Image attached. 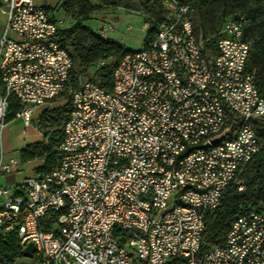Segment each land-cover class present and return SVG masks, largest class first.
<instances>
[{
	"label": "built area",
	"instance_id": "1",
	"mask_svg": "<svg viewBox=\"0 0 264 264\" xmlns=\"http://www.w3.org/2000/svg\"><path fill=\"white\" fill-rule=\"evenodd\" d=\"M0 5V143L11 98L26 127L36 109L71 98L53 171L0 189V230L16 233L22 254L33 244L36 264H264V208L240 213L223 245L202 247L206 218L232 184L243 190L237 175L260 150L264 97L247 69L245 16L225 19L213 52L195 32L193 0H163L154 39L124 55L107 91L70 86L48 7ZM99 31L113 42L110 25Z\"/></svg>",
	"mask_w": 264,
	"mask_h": 264
},
{
	"label": "trees",
	"instance_id": "2",
	"mask_svg": "<svg viewBox=\"0 0 264 264\" xmlns=\"http://www.w3.org/2000/svg\"><path fill=\"white\" fill-rule=\"evenodd\" d=\"M220 1L224 4L223 16L225 18L223 22L236 13L245 16L248 20V26L244 34V39L251 45L247 69L250 72H255L256 85L260 95L264 97V31L258 34V36L250 38L251 34L256 29L255 21L264 13V0ZM209 2L210 0H193V8L194 12L196 9L199 11L206 28L211 29L206 18L207 12L209 11ZM236 8L240 9L235 10ZM152 9L156 18H149V20L152 21V26L145 37V47L154 39L157 32L163 13V0H152ZM86 22L87 19H82L69 29H60L57 34L59 43L68 52L73 63L69 78L71 87L77 86L79 73L82 70L88 69L98 61H104L110 58H116L118 63L124 55L129 53L115 41L108 42L100 38L99 35L92 33L88 27L85 26ZM203 41L205 49H210L215 52L214 40L205 38ZM76 63L78 64L77 70L74 69ZM98 78L100 80V83H98L99 86L110 91L113 81V68L102 69L98 74ZM69 107L70 103L66 106L67 110L63 116V123L67 118ZM20 110L21 105L19 101L15 98H11L6 122L16 117V114L19 113ZM54 112L60 115L61 110L56 109ZM255 128L260 142V150L252 160L242 168L246 173L250 170L252 172L251 177L245 187L243 186L242 191L238 190L237 185L232 184L223 195L217 209L208 215L205 222L206 230L203 235V249L223 245L226 234L235 218L240 213L247 210H260L264 208V130H261L258 124H256ZM55 135L58 137L57 141H50L48 145L42 143L30 144L18 153L22 163L36 159L43 161L42 166L35 170V174L38 177H43L53 171L61 155L59 146L62 140V128L61 131ZM46 230H48V227H45V231ZM17 258L24 257L16 233L0 230V264H14ZM33 260V264H36L35 258Z\"/></svg>",
	"mask_w": 264,
	"mask_h": 264
},
{
	"label": "rangeland",
	"instance_id": "3",
	"mask_svg": "<svg viewBox=\"0 0 264 264\" xmlns=\"http://www.w3.org/2000/svg\"><path fill=\"white\" fill-rule=\"evenodd\" d=\"M39 4L48 7L50 13L60 21V28L62 30L71 28L76 22L87 19L85 24L88 29L100 35V28L110 25L114 31L109 34V37L120 45L125 51L136 52L145 47V37L148 31L143 29L145 22L152 21L149 18H156L152 9V0H36ZM50 2V5H49ZM59 5V6H58ZM1 8V5H0ZM209 11L207 12V20L211 29L206 28L199 11L196 9L193 14V24L196 34L202 40L211 39L215 31L223 23L224 4L220 0H210L208 4ZM240 8H236L238 10ZM0 13V36L3 32V16ZM255 31L251 34L250 38L258 36L264 31V13L255 21ZM117 64L116 58L98 61L86 70L79 73L78 84L73 89L78 88L80 85L94 81L100 83L98 74L102 69H112ZM78 64L74 65L77 70ZM70 94L65 93L55 100H53L46 109L33 118L31 125H33L42 135V143L48 145L50 141H57L56 133L61 131L64 115L66 113V106L70 103ZM48 107V108H47ZM61 110L60 115L55 113V110ZM258 126L264 130V120L259 121ZM241 170L237 175L236 180L244 187L247 184L252 172L248 173ZM12 179L15 182H22L23 172H13L7 174H0V176ZM38 177L33 170L31 178ZM33 258H17L14 264H33Z\"/></svg>",
	"mask_w": 264,
	"mask_h": 264
},
{
	"label": "crops",
	"instance_id": "4",
	"mask_svg": "<svg viewBox=\"0 0 264 264\" xmlns=\"http://www.w3.org/2000/svg\"><path fill=\"white\" fill-rule=\"evenodd\" d=\"M3 22H4V16H3ZM3 28H4V23H3ZM41 111H42L41 108L36 109L33 118L36 117V115L39 114ZM41 141H42V135L33 125L26 127L23 124L22 120L18 117L11 118L7 121L5 130L3 132L2 141L0 143V162L7 165H10L11 163L14 162V164H11L10 172L12 173V171L13 172L22 171L23 180L22 182L17 183L14 180L10 178L6 179L2 177L3 175H1L0 189H7V190L14 189L15 187L23 183L26 179L31 178V176L33 175V170H36L37 168L42 166L43 164L42 160L36 159L30 162L22 163L18 156L19 151L22 150L27 145L39 143ZM0 174H7V172L0 171ZM3 201L4 198H0V202Z\"/></svg>",
	"mask_w": 264,
	"mask_h": 264
},
{
	"label": "water",
	"instance_id": "5",
	"mask_svg": "<svg viewBox=\"0 0 264 264\" xmlns=\"http://www.w3.org/2000/svg\"><path fill=\"white\" fill-rule=\"evenodd\" d=\"M232 127H233V125H231L230 128H228L227 130L223 131L220 135L214 137L212 139V143L217 144V143L221 142L226 135L231 133ZM35 252H36V249H35L34 245L28 244L25 247V249L23 250V257L26 259H31L34 256Z\"/></svg>",
	"mask_w": 264,
	"mask_h": 264
},
{
	"label": "bare ground",
	"instance_id": "6",
	"mask_svg": "<svg viewBox=\"0 0 264 264\" xmlns=\"http://www.w3.org/2000/svg\"><path fill=\"white\" fill-rule=\"evenodd\" d=\"M100 38L107 40V34H102V31L99 35ZM133 53V52H130ZM189 196V189H180V199H187Z\"/></svg>",
	"mask_w": 264,
	"mask_h": 264
}]
</instances>
